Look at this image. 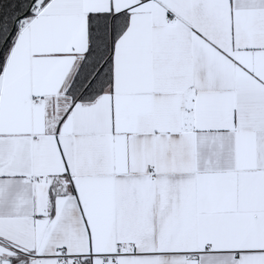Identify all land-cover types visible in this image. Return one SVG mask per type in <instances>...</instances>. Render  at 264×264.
Instances as JSON below:
<instances>
[{"label": "snow or ice", "instance_id": "snow-or-ice-1", "mask_svg": "<svg viewBox=\"0 0 264 264\" xmlns=\"http://www.w3.org/2000/svg\"><path fill=\"white\" fill-rule=\"evenodd\" d=\"M0 264H264V0H0Z\"/></svg>", "mask_w": 264, "mask_h": 264}]
</instances>
